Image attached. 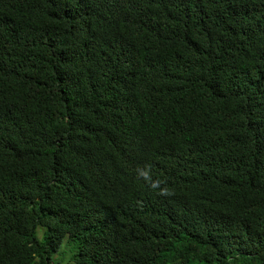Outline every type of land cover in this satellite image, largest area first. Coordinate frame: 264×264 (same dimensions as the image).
Listing matches in <instances>:
<instances>
[{
	"label": "trees",
	"instance_id": "1",
	"mask_svg": "<svg viewBox=\"0 0 264 264\" xmlns=\"http://www.w3.org/2000/svg\"><path fill=\"white\" fill-rule=\"evenodd\" d=\"M0 264H264V0H0Z\"/></svg>",
	"mask_w": 264,
	"mask_h": 264
}]
</instances>
